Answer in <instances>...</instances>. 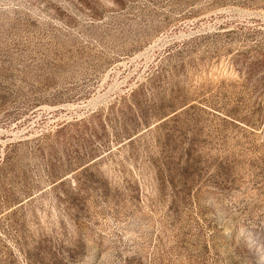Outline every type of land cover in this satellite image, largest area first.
<instances>
[{
	"label": "rangeland",
	"instance_id": "obj_1",
	"mask_svg": "<svg viewBox=\"0 0 264 264\" xmlns=\"http://www.w3.org/2000/svg\"><path fill=\"white\" fill-rule=\"evenodd\" d=\"M0 264H264V0H0Z\"/></svg>",
	"mask_w": 264,
	"mask_h": 264
}]
</instances>
